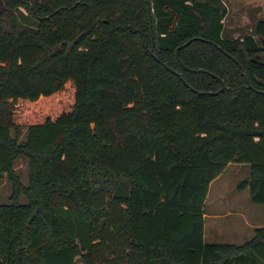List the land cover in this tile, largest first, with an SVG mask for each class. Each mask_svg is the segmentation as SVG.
<instances>
[{
  "label": "trees",
  "instance_id": "1",
  "mask_svg": "<svg viewBox=\"0 0 264 264\" xmlns=\"http://www.w3.org/2000/svg\"><path fill=\"white\" fill-rule=\"evenodd\" d=\"M17 9L30 22L7 28ZM225 15L221 0H0V264H264V225L202 239L227 163L248 164L238 186L264 204V19L229 36Z\"/></svg>",
  "mask_w": 264,
  "mask_h": 264
},
{
  "label": "rangeland",
  "instance_id": "2",
  "mask_svg": "<svg viewBox=\"0 0 264 264\" xmlns=\"http://www.w3.org/2000/svg\"><path fill=\"white\" fill-rule=\"evenodd\" d=\"M222 4L226 9V15L223 19L224 24V33L225 35L229 36H241L249 32L251 29L253 22L256 19H264V0H222ZM4 24L7 28L9 27H16L21 24H26L30 22L28 14L22 10L17 9L13 11V16L10 14H5L3 16ZM25 128L20 130L19 139L24 138ZM13 171L18 174L20 182L22 184L26 183L27 177V168H26V161L22 157H18L13 166ZM249 171V167L247 163H240V162H229L225 167L221 170V172L212 179V182L209 183L207 188V192L203 201V205L201 210L204 212L206 217L204 218V225L205 227H210L212 222L217 221L216 227L225 226L228 228H233L236 226L241 225V219L236 221L232 220L231 217L233 215H213L211 218L210 213L217 211V209H210V207H215L214 205L210 204L211 200L217 193H221L229 202L238 206H243L244 208L248 209V213L245 212V215L250 217V213L255 215L251 219L258 220L259 223L256 226H263L264 224V204H256L249 201L248 198V189L247 187L240 188L238 184L245 178H247ZM10 193V183L6 179L5 176L0 178V204L7 202V196ZM235 199H237L235 201ZM20 202H24L23 197H19ZM248 205V206H245ZM216 208V207H215ZM246 209V210H247ZM214 216H217V218ZM257 222V221H256ZM209 223V225H207ZM216 223V222H215ZM246 230V229H244ZM249 234L245 235V231L241 236H244L242 240L250 238L252 235V227L249 228ZM226 235H229L226 234ZM226 235H222V237H218V234L214 236V238L210 239L211 237L206 236L203 237V241H216L219 242H227L225 240H230L229 237H225Z\"/></svg>",
  "mask_w": 264,
  "mask_h": 264
},
{
  "label": "crops",
  "instance_id": "3",
  "mask_svg": "<svg viewBox=\"0 0 264 264\" xmlns=\"http://www.w3.org/2000/svg\"><path fill=\"white\" fill-rule=\"evenodd\" d=\"M210 182H212V180ZM208 186H209V184H208ZM236 200L237 199H235V201ZM232 203H233V201L229 202V200L226 199L225 196H223L221 193H217V195H215L210 202V204H212L214 206L216 205L215 206L216 208L210 207V209H214V210L217 209V211L210 213V215H211L210 217L212 218L213 215H217V216H219V215H233V217H231V219L234 221H236V219H238V220L241 219L242 220L241 225L238 226L236 224V226L231 228V229L228 227H225V226L216 227L217 221L215 220L216 223L212 222V224H210L211 225L210 227H205L204 218L206 217V215L202 211V239H203V237H206V236H209V237H211L210 239H212L217 234H218V236L215 239H219L218 237H222V235H226L228 233H229V235H226L225 237L226 238L229 237L230 240H225V241H227L229 243L240 244L243 241L248 239L247 238L245 240H242V238L244 236H241V235L244 233V231H245V235H247V236L250 235L249 234L250 233L249 228L252 227V229H253L255 227H258V226H256V224L259 222L256 219H251L252 217L255 216L254 214H253V216H252V213L249 214L251 216V218L245 215V212L248 211L247 208H244L243 206H240V205L238 206V204L234 205ZM245 206H248V205H245ZM217 216H214V218L215 217L217 218ZM207 225H209V223ZM262 225H264V224H262ZM244 229H246V230H244ZM207 242H219V241L216 240V241H207Z\"/></svg>",
  "mask_w": 264,
  "mask_h": 264
},
{
  "label": "water",
  "instance_id": "4",
  "mask_svg": "<svg viewBox=\"0 0 264 264\" xmlns=\"http://www.w3.org/2000/svg\"><path fill=\"white\" fill-rule=\"evenodd\" d=\"M149 11V8L147 7V12ZM149 30H150V32H151V28H150V26H149ZM152 46H153V43H152V35H150V49H149V51L151 52L152 51ZM175 54H177V52L175 51ZM168 69H170V68H168ZM221 82V86H220V89H222V81H220Z\"/></svg>",
  "mask_w": 264,
  "mask_h": 264
}]
</instances>
